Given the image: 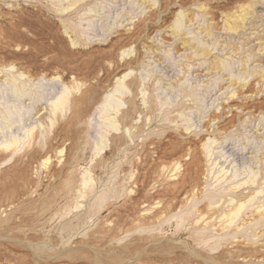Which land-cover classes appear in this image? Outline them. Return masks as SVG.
Returning a JSON list of instances; mask_svg holds the SVG:
<instances>
[{
	"label": "rangeland",
	"instance_id": "obj_1",
	"mask_svg": "<svg viewBox=\"0 0 264 264\" xmlns=\"http://www.w3.org/2000/svg\"><path fill=\"white\" fill-rule=\"evenodd\" d=\"M73 1L0 0V82L34 93L5 95L0 141L35 126L0 147V264H264V0H172L140 33L157 0ZM238 181L262 191L223 228Z\"/></svg>",
	"mask_w": 264,
	"mask_h": 264
},
{
	"label": "bare ground",
	"instance_id": "obj_2",
	"mask_svg": "<svg viewBox=\"0 0 264 264\" xmlns=\"http://www.w3.org/2000/svg\"><path fill=\"white\" fill-rule=\"evenodd\" d=\"M149 1H151V0H145L144 3L149 2ZM196 1H200V0H180L178 2V4L180 3V6L183 8L188 3L196 2ZM156 2H158L157 8H154L151 11L150 18L148 17L149 20L144 22L143 26H141V25L138 26L137 32L140 33V32L150 31L151 29L156 28V26L163 25L166 23L165 18L167 16V14H164L159 18L158 17L154 18V16H156L157 13L159 12V7L163 8L164 5L167 7V9L164 11L166 13L169 10V6H172L173 2H172V0H157ZM176 3H177V1H176ZM89 4H90V0H75L71 4H69L68 7L77 5L78 6L77 9H83L85 6H87ZM151 6H153V5H151ZM207 12L210 14V17L213 20H215L218 16L217 10H214L213 7L209 8ZM184 15L187 19L186 20L187 22L194 20L190 16V13L184 14ZM177 23L179 25H182L183 24L182 18L178 19ZM227 24L231 30H236L237 28L240 27V24L238 23L237 19H234L233 21L228 20ZM217 25H218V23L214 24L212 26L206 27V30H208L209 35H212V30H213V28H216ZM183 30L184 29L175 30L174 33H176L177 36H180V35H183L186 33V32H183ZM202 51H203L202 54L205 56L211 53L210 50H207L205 48ZM211 67L224 69L226 66L224 63L217 61V62H214L211 65ZM9 75L12 78V80L10 81V85H8L7 81H5L4 83L0 82V104H4V105L7 104L8 100H6L5 95L7 96L9 92L13 93L15 98H24L27 95L34 94L33 91L28 87L27 84H25L24 82H21V81L18 82V79L15 78L14 75H11L10 73H9ZM241 89H242V93H246V92L255 90L254 81L241 84ZM116 91H118V89ZM68 96H69V92L67 91V87L65 86L63 88L62 92L60 93V95L58 97H56L55 100H53V101L51 100V102H50L51 112L54 113V112H56V110L60 109L62 107V105L66 102V100L68 99ZM38 97H42V96L39 94ZM34 98H35V100H33V102L39 103V101H41V99H39L37 97H34ZM120 102H121L120 99L116 98L114 96V94H109L107 96V98L103 102V106L101 109V116H102L101 117L102 118L101 123H103L107 126H110L112 128L118 129L116 123L113 121V119L110 116V112L112 110H114L116 105L119 104ZM14 106H16V104H14ZM8 113H9L8 116L3 115V119H5V120L11 119L13 114H16V113L22 114L23 111L21 109L11 110V108H9ZM5 116H7V117H5ZM34 129H35V126L28 128L27 130H25L24 136L22 135V137H19L16 135H11V136L9 135L10 136L9 139H5L4 141H0V147L1 148H14V147L21 146L22 144L27 142L26 140L29 139V137L32 135V132L34 131ZM247 183H248V181H243V182L238 181V182L232 184L231 190H230L231 192L228 194V195H231V198L229 201L231 202L232 205L228 206V208H225V207L218 208V205H219L218 203L220 202L221 198L215 199L216 201H210L209 202L210 203L209 204L210 210L206 214H209V215L212 214V215H210V217H212L214 214L219 213L218 218L220 219L221 223L223 224V228H226L227 226H230L232 223H234L236 221V219L240 216L242 211L247 208L246 206L248 204H249V206L252 205L253 200L257 197L256 195L262 191V189L260 188L259 185L258 186L257 185H251L248 187V189H249L248 193L240 194L238 189H240L241 187H243ZM209 195H210V198L213 200H214V197H216L213 193H210ZM204 210H206V208H204ZM204 212L205 211H203V210L201 211L200 218H203L205 216ZM254 214H256V215H258L264 219V203L263 202L258 201L256 204H254L253 207L246 212L245 216L251 217Z\"/></svg>",
	"mask_w": 264,
	"mask_h": 264
}]
</instances>
